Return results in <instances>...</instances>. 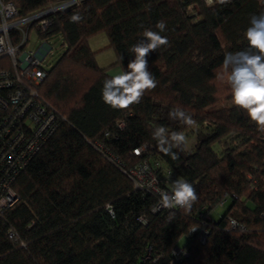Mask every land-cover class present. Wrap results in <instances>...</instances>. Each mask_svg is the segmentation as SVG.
Segmentation results:
<instances>
[{
    "label": "trees",
    "instance_id": "1",
    "mask_svg": "<svg viewBox=\"0 0 264 264\" xmlns=\"http://www.w3.org/2000/svg\"><path fill=\"white\" fill-rule=\"evenodd\" d=\"M11 1L27 15L68 0ZM261 11L260 0H79L48 16L37 37H58L63 52L38 95L59 124L11 183L18 200L0 212V264H264V132L234 105L214 109L223 92L232 100L217 79L224 55L248 47L244 32ZM73 14L83 20L71 22ZM161 20L170 46L147 57L158 86L128 109L105 105L103 83L112 75L96 64L88 40L104 33L125 71L130 47ZM176 107L207 135L187 153L173 149L172 160L151 132L162 125L193 133L170 119ZM141 162L170 183H192L191 211L154 213L159 195L137 188L130 174Z\"/></svg>",
    "mask_w": 264,
    "mask_h": 264
},
{
    "label": "built area",
    "instance_id": "2",
    "mask_svg": "<svg viewBox=\"0 0 264 264\" xmlns=\"http://www.w3.org/2000/svg\"><path fill=\"white\" fill-rule=\"evenodd\" d=\"M78 1L68 0L19 15L11 0H0V212L17 202L12 181L59 124V119L43 105L38 95V88L47 77L48 67L43 61L49 48L43 42L36 51L28 50L29 29H33L36 36L43 34L50 26L48 16ZM217 1L206 4L213 5ZM145 149V146L134 149L133 154L139 156ZM130 174L137 188H146L157 195V189L170 190L168 178L159 176L145 162L134 166ZM156 208L159 210L154 213L164 209L159 203Z\"/></svg>",
    "mask_w": 264,
    "mask_h": 264
},
{
    "label": "clouds",
    "instance_id": "3",
    "mask_svg": "<svg viewBox=\"0 0 264 264\" xmlns=\"http://www.w3.org/2000/svg\"><path fill=\"white\" fill-rule=\"evenodd\" d=\"M229 2L230 0H219L220 4ZM260 2L264 4V0ZM206 3L211 4L212 0H206ZM70 19L73 23H80L83 17L73 14ZM155 28L158 31L144 29L143 39L130 47L129 51L134 58L128 62L127 69L105 79L101 94L105 105L114 110L128 109L139 104L146 92L158 86L157 79L148 68L147 57L162 46H170V42L167 36L161 35L166 30L163 20L158 21ZM244 38L248 47L225 53L217 79L226 80L233 105L245 111L257 130L264 132V11L250 17ZM168 115L170 119L178 120L186 128H198V122L193 115L181 107L174 108ZM151 135L156 141L158 151L172 160L179 159L178 153L173 149L183 151L188 147L185 131L169 132L165 126L158 125L152 129ZM157 192L160 207L169 210L179 208L188 213L198 200L195 186L183 178L172 181L170 190L157 189ZM158 210L159 208L153 209ZM109 212L114 214L110 206ZM174 216L175 212L170 211L169 218Z\"/></svg>",
    "mask_w": 264,
    "mask_h": 264
},
{
    "label": "rangeland",
    "instance_id": "4",
    "mask_svg": "<svg viewBox=\"0 0 264 264\" xmlns=\"http://www.w3.org/2000/svg\"><path fill=\"white\" fill-rule=\"evenodd\" d=\"M43 42H45L49 48L48 55L43 61V63L46 67L49 68L57 61L58 57L63 52V49L60 47V40L58 39V37H53V38L47 39L46 41L40 40L36 36L33 29H29V41L27 44L28 50L36 51ZM88 44H89L90 49L93 52H95V61L99 67L107 68V72L110 75H115V74H119L120 72H122L120 66L115 64L116 62L115 53L113 49L108 46L109 45L108 40L104 33H99L91 37L88 40ZM218 81L220 83L225 82V84H227L226 80L222 81L218 79ZM218 88L220 90L223 89V87H218ZM224 94L225 92H223L220 95L219 104H217L214 107V109H220V108L227 109L231 105H233L232 100H226V98H224ZM206 133L207 132L203 128H196L194 129L193 133L186 134L188 137V147L185 150L183 151L180 150V151L182 153H187L191 151L194 148L195 144L198 142V140L201 137L207 135ZM163 177L168 178V176H163ZM223 209L224 208H218L216 209V212L221 213ZM212 217L216 218L214 212L212 213ZM192 230H196V229H192ZM206 234H207V231H204L203 234L199 237V241H203L205 239L204 237L206 236ZM186 241H187V238L184 236L178 240V242L176 243L175 253L177 252L180 253L184 249V245L186 244Z\"/></svg>",
    "mask_w": 264,
    "mask_h": 264
}]
</instances>
